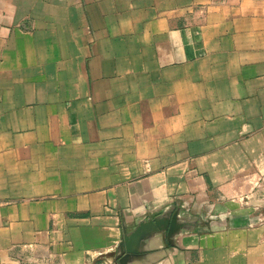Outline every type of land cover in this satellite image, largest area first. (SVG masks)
<instances>
[{
  "label": "crops",
  "instance_id": "obj_1",
  "mask_svg": "<svg viewBox=\"0 0 264 264\" xmlns=\"http://www.w3.org/2000/svg\"><path fill=\"white\" fill-rule=\"evenodd\" d=\"M0 264H264V0H0Z\"/></svg>",
  "mask_w": 264,
  "mask_h": 264
}]
</instances>
